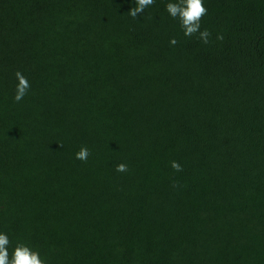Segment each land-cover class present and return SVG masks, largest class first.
Instances as JSON below:
<instances>
[{
    "label": "trees",
    "instance_id": "obj_1",
    "mask_svg": "<svg viewBox=\"0 0 264 264\" xmlns=\"http://www.w3.org/2000/svg\"><path fill=\"white\" fill-rule=\"evenodd\" d=\"M166 3L0 0V229L47 264H264V0L207 44Z\"/></svg>",
    "mask_w": 264,
    "mask_h": 264
},
{
    "label": "clouds",
    "instance_id": "obj_2",
    "mask_svg": "<svg viewBox=\"0 0 264 264\" xmlns=\"http://www.w3.org/2000/svg\"><path fill=\"white\" fill-rule=\"evenodd\" d=\"M133 3L134 6L130 7L128 13L136 18L153 5L155 0H133ZM206 4L207 0H167L165 11L178 22L185 37L198 34L201 42L207 44L211 33L207 28H201V20L208 12ZM169 43L175 45L177 40L174 37L170 38ZM15 76L18 83L15 86L13 100L20 102L28 93L30 84L28 78L21 72L17 71ZM89 155L90 150L86 146H81L74 154L75 159L81 161H86ZM171 166L176 171L181 170V165L176 161H173ZM116 171H127V164H117ZM0 264H47V260L35 246L23 240H14L9 232L0 229Z\"/></svg>",
    "mask_w": 264,
    "mask_h": 264
}]
</instances>
